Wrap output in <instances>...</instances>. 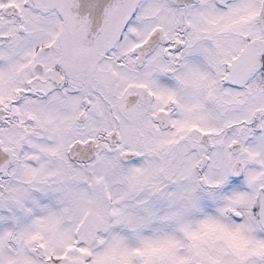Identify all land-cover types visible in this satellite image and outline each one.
<instances>
[{
    "label": "snow or ice",
    "instance_id": "snow-or-ice-1",
    "mask_svg": "<svg viewBox=\"0 0 264 264\" xmlns=\"http://www.w3.org/2000/svg\"><path fill=\"white\" fill-rule=\"evenodd\" d=\"M0 264H264V0H0Z\"/></svg>",
    "mask_w": 264,
    "mask_h": 264
}]
</instances>
